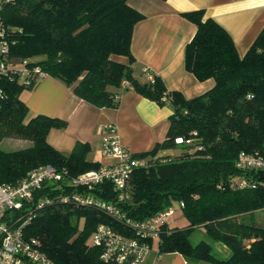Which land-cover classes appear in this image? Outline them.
Listing matches in <instances>:
<instances>
[{
  "label": "trees",
  "instance_id": "16d2710c",
  "mask_svg": "<svg viewBox=\"0 0 264 264\" xmlns=\"http://www.w3.org/2000/svg\"><path fill=\"white\" fill-rule=\"evenodd\" d=\"M182 15L196 26L184 48L185 69L198 80L214 79L210 89L192 98L168 90L158 75L152 74V80L132 76L131 38L134 25L144 16L128 0H4L0 4L7 56L14 64L39 67L97 107H117L125 89L171 107L164 139L135 153L146 159V165L132 171L129 198L118 202L133 220L175 208L159 228L154 243L158 254L177 252L211 264H264V225L244 218L264 209V165H237L240 152L264 158V28L240 56L230 34L212 17H205L203 9ZM120 56L128 63L120 62ZM38 80L25 84L16 72L1 79L0 140L23 138L31 145L0 148V184L13 183L45 164L66 171L67 179L100 166L87 159V143L76 142L68 153L48 143L49 130L63 128L66 122L28 115L20 96ZM178 137L180 143L175 141ZM162 149L171 150V155H159ZM241 180L245 184L238 186ZM64 184L65 190L72 186ZM60 192L64 190L54 183H43L28 204L8 209L4 218L18 222L30 213L23 234L39 239L40 249L55 264H114L104 261L102 246L91 241L96 227L105 223L118 232L135 233L94 206L55 199ZM84 192L115 201L107 183ZM46 197L53 200L38 206ZM179 215L182 224L176 222ZM199 230L205 238L193 243L191 237ZM213 242L223 244L229 254L219 256Z\"/></svg>",
  "mask_w": 264,
  "mask_h": 264
},
{
  "label": "crops",
  "instance_id": "0c3cea01",
  "mask_svg": "<svg viewBox=\"0 0 264 264\" xmlns=\"http://www.w3.org/2000/svg\"><path fill=\"white\" fill-rule=\"evenodd\" d=\"M128 3L144 16L133 28L132 76L143 80L148 74L158 75L168 90L180 91L186 98L210 89L214 79L198 80L185 69L184 48L196 26L183 12L203 9L205 17H212L230 34L240 56L264 28V0H128ZM117 59L128 63L127 57ZM21 95L29 116L43 114L66 122L63 128L49 130V144L68 153L76 142L87 143V159L100 164L113 161L101 152L100 125L114 123L121 143L131 152L140 153L164 139L172 112L168 105L160 106L132 89L121 91L117 107H97L80 99L72 86L51 75L43 76ZM170 153L168 149L158 151L159 155ZM225 250L227 256L229 250ZM145 264L211 263L189 260L177 252L158 254L153 244Z\"/></svg>",
  "mask_w": 264,
  "mask_h": 264
},
{
  "label": "built area",
  "instance_id": "2783aa9c",
  "mask_svg": "<svg viewBox=\"0 0 264 264\" xmlns=\"http://www.w3.org/2000/svg\"><path fill=\"white\" fill-rule=\"evenodd\" d=\"M2 1L4 0H0V4ZM8 48L6 29L0 18V82L14 72L25 84L36 81L44 75L39 67L29 68L23 63L15 66L7 56ZM148 78L152 80V74H148ZM123 84L127 82L124 81ZM2 96L0 87V99ZM98 131L102 140L101 152L104 156L112 158V162L100 164L98 168L84 171L71 179L65 176L66 171H58L54 166L45 164L29 171L13 183L0 184V264H55L40 249L39 239L25 237L23 234V226L30 218V213L24 220L18 222L16 220L10 222L4 218L8 209L19 210L28 204L32 200L33 192L41 188L43 183H54L56 187L64 190L59 195H55V199L94 206L135 233L124 234L108 224L100 223L94 230L91 241L95 245L102 246L100 257L104 261L114 264H145L161 224L173 216L175 208L170 206L143 220L128 218L118 202L129 198L128 178L134 169L146 165V159L136 156L121 143L114 123H104L99 126ZM175 141L180 143L182 138L178 137ZM237 165L259 167L264 165V158L257 154L240 152ZM64 182H70V186L73 187L65 190ZM102 183H107L114 190L115 201L96 199L84 192V189L89 190ZM244 184L245 182L241 180L238 186ZM76 188H79V191ZM51 200L53 199L50 197L42 198L37 205L42 206Z\"/></svg>",
  "mask_w": 264,
  "mask_h": 264
},
{
  "label": "rangeland",
  "instance_id": "374dc122",
  "mask_svg": "<svg viewBox=\"0 0 264 264\" xmlns=\"http://www.w3.org/2000/svg\"><path fill=\"white\" fill-rule=\"evenodd\" d=\"M19 63H16L15 65H19ZM45 76V75H43ZM27 90H24L22 92L25 93ZM22 98V95L20 96ZM31 145V141L30 140H26L23 138H16V137H6V138H2L0 140V148L3 150H15V149H19V148H24ZM171 155V153L169 154ZM244 218L246 220H249L250 218H252L254 221H256L258 224L260 225H264V209H260V210H256L252 213L251 217L248 214L244 215ZM174 222V221H173ZM176 222L178 224H182L184 223V218L179 215L178 218L176 219ZM205 236L203 235V231L199 230L197 232H195L192 237L191 240L193 243L199 241L200 239H204ZM156 242V240H154V243ZM225 246L221 243H217V242H213V249L214 252L217 253L219 256H224L226 255L227 251L225 250Z\"/></svg>",
  "mask_w": 264,
  "mask_h": 264
}]
</instances>
